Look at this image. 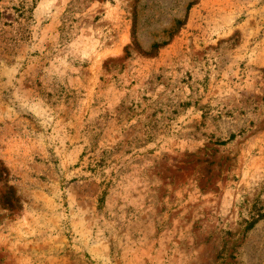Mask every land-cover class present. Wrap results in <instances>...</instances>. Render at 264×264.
<instances>
[{"label":"rangeland","instance_id":"obj_1","mask_svg":"<svg viewBox=\"0 0 264 264\" xmlns=\"http://www.w3.org/2000/svg\"><path fill=\"white\" fill-rule=\"evenodd\" d=\"M0 169V264H264V0H0Z\"/></svg>","mask_w":264,"mask_h":264},{"label":"trees","instance_id":"obj_2","mask_svg":"<svg viewBox=\"0 0 264 264\" xmlns=\"http://www.w3.org/2000/svg\"><path fill=\"white\" fill-rule=\"evenodd\" d=\"M3 169H0V171H2ZM6 203L9 205L10 208H12V205H11V201L9 200V198L7 197L6 198ZM264 217V216H262Z\"/></svg>","mask_w":264,"mask_h":264}]
</instances>
